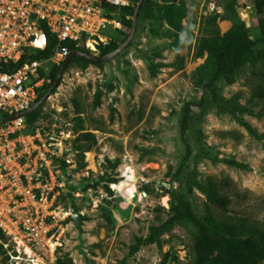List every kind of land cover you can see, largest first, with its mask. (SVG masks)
Instances as JSON below:
<instances>
[{"label":"rangeland","instance_id":"rangeland-1","mask_svg":"<svg viewBox=\"0 0 264 264\" xmlns=\"http://www.w3.org/2000/svg\"><path fill=\"white\" fill-rule=\"evenodd\" d=\"M255 1L145 0L120 54L67 65L29 126L53 148L62 142L60 202L82 216L80 227L65 222L59 264H194L199 229L185 204L218 235L213 180L228 182L229 215L264 226V42L218 79L207 63L210 41L236 21L260 38ZM0 264H35L1 228ZM208 264L243 263L226 248Z\"/></svg>","mask_w":264,"mask_h":264},{"label":"built area","instance_id":"built-area-1","mask_svg":"<svg viewBox=\"0 0 264 264\" xmlns=\"http://www.w3.org/2000/svg\"><path fill=\"white\" fill-rule=\"evenodd\" d=\"M133 0H0V118L28 109L51 68L71 53L97 55L126 29ZM207 12L217 10L214 2ZM53 44L50 52H46ZM39 55V56H38ZM26 115L0 125V228L35 264H59L65 222L61 204L68 175L62 142L53 148ZM29 250V251H28Z\"/></svg>","mask_w":264,"mask_h":264},{"label":"trees","instance_id":"trees-1","mask_svg":"<svg viewBox=\"0 0 264 264\" xmlns=\"http://www.w3.org/2000/svg\"><path fill=\"white\" fill-rule=\"evenodd\" d=\"M138 1L139 0H133L134 5L125 9V11L131 16L129 19H123L126 29L122 31L121 34L110 44L105 46L100 45L98 56H103L114 50L129 36L132 28V18ZM254 8L257 15L253 19L252 24L259 28L261 36L258 40H254L245 35L243 27L236 21L228 33L223 36H216L210 41V44L208 45L209 57L207 63L213 64L214 77L212 80L220 78L224 72L233 71L235 67L241 64L243 57L258 43V41L264 42V0H256ZM144 10L145 7L142 6L140 13H143ZM181 14L183 16L185 12H182ZM66 44L72 50L79 49L91 53L89 49L77 46L75 42H67ZM52 46L53 44L49 45L46 50L47 53L50 52ZM80 60L97 62L84 56H75L72 58L70 63ZM60 65H54L51 68L48 82L41 89L38 99H40L54 83ZM211 84H209V87L213 86V81ZM191 110L192 107L189 104L182 121V129L184 133L187 132L190 124ZM36 113L37 111H33L26 115L29 124L32 123ZM203 145L204 144L200 145L201 150L205 151L208 156L216 157V154L212 150L204 149L202 147ZM191 148L192 144L187 142L188 154L191 153ZM64 169L65 171L67 170L65 167ZM227 184L228 182L226 181L213 180L211 182L212 188L210 190V201L214 207L219 209L223 216H225L219 223H217V225H215L219 231L218 235H214L211 232V226L214 222L212 221L213 219H211V223L210 221L208 222L199 218L192 211L191 207L188 204H185L188 216L199 229V235L196 237V259L194 264H208L218 250L226 248L230 249L243 264H261L264 261V226L257 224V220L251 215H229L234 200L229 193H226L221 189V187H225ZM257 239L260 241L257 242ZM58 262H60V256L58 258Z\"/></svg>","mask_w":264,"mask_h":264},{"label":"water","instance_id":"water-1","mask_svg":"<svg viewBox=\"0 0 264 264\" xmlns=\"http://www.w3.org/2000/svg\"><path fill=\"white\" fill-rule=\"evenodd\" d=\"M145 0H139L137 5H136V9H135V13L133 15L132 18V28L130 31L129 36L122 42L120 43V45L115 48L114 50L106 53L103 56H98V55H94L79 49H74L71 51V53L64 59V61L61 63L57 77L54 81V83L51 85V87L46 91V93L37 101H35V103H33V105H31L28 109L21 111L19 113H15L12 115H9L7 117H3L0 119V125L4 124L5 122L14 119L18 116L21 115H27L33 111H35L40 105H42L49 97L50 95L53 93V91L56 89V87L59 85L64 70L67 67V65L70 63V61L72 60L73 57L75 56H84L88 59H91L93 61H97V62H104V61H108L113 59L114 57H116L118 54H120L132 41V39L135 36V33L137 31V25H138V19H139V14H140V10L143 6ZM245 16H247V14H244ZM249 22V21H248ZM170 186V184H168ZM72 218L76 221L77 225L80 227L81 225V218L82 216L79 213H75L72 215Z\"/></svg>","mask_w":264,"mask_h":264},{"label":"bare ground","instance_id":"bare-ground-1","mask_svg":"<svg viewBox=\"0 0 264 264\" xmlns=\"http://www.w3.org/2000/svg\"><path fill=\"white\" fill-rule=\"evenodd\" d=\"M29 251V250H28Z\"/></svg>","mask_w":264,"mask_h":264}]
</instances>
